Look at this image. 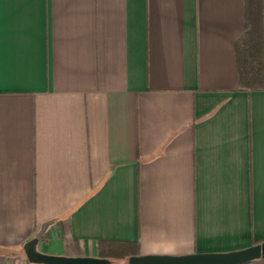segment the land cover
<instances>
[{"label": "crops", "instance_id": "1", "mask_svg": "<svg viewBox=\"0 0 264 264\" xmlns=\"http://www.w3.org/2000/svg\"><path fill=\"white\" fill-rule=\"evenodd\" d=\"M245 8L0 0V264H30L23 247L47 221L48 256L264 242V0L252 91H238Z\"/></svg>", "mask_w": 264, "mask_h": 264}, {"label": "trees", "instance_id": "2", "mask_svg": "<svg viewBox=\"0 0 264 264\" xmlns=\"http://www.w3.org/2000/svg\"><path fill=\"white\" fill-rule=\"evenodd\" d=\"M245 30L236 44L241 65L238 91L262 88V58L257 56L255 46L259 44V0H245ZM263 243V242H259ZM138 255V247L129 242L98 241L96 257L110 262L126 264L127 259Z\"/></svg>", "mask_w": 264, "mask_h": 264}, {"label": "water", "instance_id": "3", "mask_svg": "<svg viewBox=\"0 0 264 264\" xmlns=\"http://www.w3.org/2000/svg\"><path fill=\"white\" fill-rule=\"evenodd\" d=\"M47 221L40 226L35 237L28 241L24 253L30 264H110L108 260L91 257L48 256L37 251L38 241L47 228L52 225ZM264 258V242L249 248L227 254H194L188 256H132L126 264H246Z\"/></svg>", "mask_w": 264, "mask_h": 264}]
</instances>
